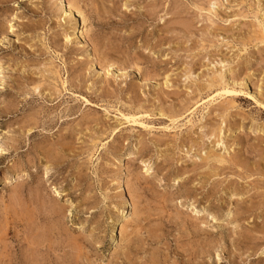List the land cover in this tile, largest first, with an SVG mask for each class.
I'll use <instances>...</instances> for the list:
<instances>
[{
    "label": "rangeland",
    "instance_id": "rangeland-1",
    "mask_svg": "<svg viewBox=\"0 0 264 264\" xmlns=\"http://www.w3.org/2000/svg\"><path fill=\"white\" fill-rule=\"evenodd\" d=\"M263 6L0 0V264H264Z\"/></svg>",
    "mask_w": 264,
    "mask_h": 264
},
{
    "label": "bare ground",
    "instance_id": "bare-ground-1",
    "mask_svg": "<svg viewBox=\"0 0 264 264\" xmlns=\"http://www.w3.org/2000/svg\"><path fill=\"white\" fill-rule=\"evenodd\" d=\"M224 1V0H223ZM256 1V0H255ZM256 5V4H255ZM176 7V6H175ZM174 7V8H175ZM264 7V6H263ZM178 9V8H177ZM176 9V10H177ZM174 10V9H173ZM203 10V9H202ZM228 12V11H227ZM209 13V12H208ZM103 14V13H102ZM249 14V13H248ZM175 15V14H174ZM262 15V14H261ZM212 22V21H211ZM211 24V23H210ZM213 24V23H212ZM264 27V25H261V27ZM10 27V26H9ZM262 33V32H261ZM246 36V35H245ZM72 38V37H71ZM234 38V37H233ZM239 38V37H238ZM251 38V37H250ZM264 38V37H263ZM229 39V38H228ZM252 39V38H251ZM250 40V39H249ZM69 41V40H68ZM244 41V40H243ZM260 41V40H259ZM229 42V41H228ZM248 43V42H247ZM230 45V44H229ZM115 47V46H114ZM67 48V47H66ZM203 50V49H202ZM239 50V49H238ZM237 51V50H236ZM238 52H240V51H238ZM243 52V51H242ZM236 55V54H235ZM194 56V55H193ZM243 56V55H242ZM219 60V59H218ZM224 61V60H223ZM102 65V64H101ZM218 68V67H217ZM189 69V68H188ZM194 69V68H193ZM235 69V68H234ZM42 70V69H41ZM53 70V69H52ZM211 70V69H210ZM222 70V69H221ZM225 70V69H224ZM230 70V69H229ZM232 73V72H231ZM235 73V72H234ZM185 74V73H184ZM188 74V73H187ZM211 74V73H210ZM248 74V73H247ZM222 75H224V74H222ZM221 75V76H222ZM246 75V74H245ZM228 76V75H227ZM231 76V75H230ZM218 78V77H217ZM188 79V78H187ZM197 79V78H196ZM202 79V78H201ZM208 79H210V78H208ZM215 79L216 78H214L213 80V82H215ZM164 80V79H163ZM189 80V79H188ZM216 80H218V79H216ZM247 80V79H246ZM2 81V80H1ZM220 81V80H219ZM218 81V82H219ZM224 81V80H223ZM235 81V80H234ZM3 82V81H2ZM163 82V81H162ZM168 82V81H167ZM202 82V81H201ZM210 82V81H209ZM212 81L209 83L210 84V87H213L214 85V83H213ZM217 81L215 82L216 84L218 83ZM171 83V82H170ZM208 83V82H207ZM206 82L204 83V84H207ZM222 82L220 81V83L218 84V89H216V91H215V93H214V95H212V96H210V97H208L209 98V100L206 102V103H208V102H210V101H214L216 98H220V97H222V96H231L233 93H234V91H237V90H234V89H232V88H230V87H228L227 85H228V83H226L227 85H224L225 83L223 82L222 84H221ZM41 84V83H40ZM233 84H235V83H232V85ZM188 85V84H187ZM201 85V84H200ZM213 85V86H212ZM231 85V84H230ZM232 85H231V87H232ZM258 85V84H257ZM204 87H205V85H204ZM208 87H209V85H208ZM192 88V87H191ZM258 88V87H257ZM194 89V88H193ZM36 92V91H35ZM193 92V91H192ZM238 92V91H237ZM241 92V91H240ZM258 93V92H257ZM256 93V94H257ZM235 94V93H234ZM193 95V94H192ZM247 95V94H246ZM254 95V94H253ZM191 96V95H190ZM198 98V97H197ZM188 101V100H187ZM193 101V100H192ZM263 101V100H262ZM188 102H191V101H188ZM119 103V102H118ZM205 103V104H206ZM187 105H188V103H187ZM186 105V106H187ZM182 106V105H181ZM222 106H224V105H222ZM222 106H221V108H222ZM264 106V105H263ZM213 107V106H212ZM211 107V108H212ZM232 107V106H231ZM216 108V107H215ZM220 108V109H221ZM225 109H226V107H225ZM169 110V109H168ZM176 110V109H175ZM186 110V109H185ZM227 110V109H226ZM230 110V109H229ZM222 111V110H221ZM223 111H224V109H223ZM146 112V111H145ZM161 112V111H160ZM226 112V111H225ZM149 113H151V112H149ZM162 113V112H161ZM173 113V112H172ZM208 113V112H207ZM157 114V113H156ZM216 114V113H215ZM158 115V114H157ZM164 115V114H163ZM221 115V114H220ZM122 116V115H121ZM123 116H126V115H123ZM130 119H129V121H132V122H137L136 120H137V118L135 117V115L134 114H132V115H127ZM168 116V115H167ZM215 116V115H214ZM222 116H223V113H222ZM227 115H225V117H226ZM208 117V116H207ZM127 118V117H126ZM168 118V117H167ZM202 118V117H201ZM206 118V117H205ZM233 118V117H232ZM245 118V117H244ZM128 119V118H127ZM170 119V118H169ZM217 119V118H216ZM235 119V118H234ZM209 121H210V119H209ZM204 122H205V120H204ZM213 122V121H212ZM139 124V123H138ZM264 124V123H263ZM204 125V124H203ZM241 125V124H240ZM205 127V126H204ZM207 127V126H206ZM215 129V128H214ZM213 129V134L215 135H213L212 137H213V139H215V142H217V143H219V140L221 139L220 138V133H221V127H218V128H216L215 130ZM222 130H223V128H222ZM212 131V130H211ZM224 131V130H223ZM202 133H204V132H202ZM198 134V133H197ZM211 134V133H210ZM196 135V134H195ZM204 135V134H203ZM254 135V134H253ZM233 136V135H232ZM192 137V136H191ZM157 138V137H156ZM160 138V137H159ZM205 138V137H204ZM163 139V138H162ZM161 139V140H162ZM187 139V138H186ZM211 139V138H210ZM246 139V138H245ZM261 139V138H260ZM178 140V139H177ZM154 142V141H153ZM192 142H195L194 140L192 141ZM211 142V141H210ZM209 142V143H210ZM94 143V142H93ZM96 143V142H95ZM213 143V142H212ZM220 143H222V141L220 142ZM247 143V142H246ZM171 144V143H170ZM216 144V143H215ZM189 145V144H188ZM194 145V144H193ZM96 146V145H95ZM168 147V146H167ZM187 147V146H186ZM222 147V146H221ZM228 147V146H227ZM95 148V147H94ZM93 148V149H94ZM166 148V147H165ZM188 148V147H187ZM217 149V148H216ZM167 150V149H166ZM208 150H210V149H208ZM243 150V149H242ZM251 151H252V149H250ZM245 152L246 151H244V155H245ZM189 153V152H188ZM233 153V152H232ZM254 153V152H253ZM185 155H186V153H185ZM197 155V154H196ZM93 156V155H92ZM223 155H217V154H214L211 150L210 151H208L206 154H205V156L201 159V160H203V161H205V162H207V161H209L210 162V160L212 161V159L214 160V161H217V162H221V163H224V162H226L225 161V159L222 157ZM230 156V155H229ZM261 156H262V154H261ZM196 157V156H195ZM230 158V157H229ZM234 158V157H233ZM198 159H200V158H198ZM232 160H235V159H232ZM199 161V160H198ZM224 161V162H223ZM230 161V160H229ZM236 161V160H235ZM262 161V160H261ZM202 162V161H201ZM241 162V161H240ZM243 162V161H242ZM208 163V162H207ZM254 163V162H253ZM252 163V164H253ZM257 163H259L258 161L256 162V164ZM205 164V163H204ZM203 164V165H204ZM236 164V163H235ZM247 164V163H246ZM213 165V164H212ZM211 165V166H212ZM195 166V165H194ZM210 166V165H209ZM257 166V165H256ZM255 166V167H256ZM263 166H264V164H263ZM218 167V166H217ZM217 167H215V168H217ZM223 167V166H222ZM234 167V166H233ZM260 167V166H259ZM214 168V167H213ZM219 168V167H218ZM227 168V167H226ZM236 168V167H235ZM245 168H246V166H245ZM237 169V168H236ZM251 169V168H250ZM193 170V169H192ZM195 170V169H194ZM203 170V169H202ZM201 170V171H202ZM209 170V169H208ZM211 170H213L212 168H210V171ZM240 170V169H239ZM252 170V169H251ZM250 170V171H251ZM200 171V170H199ZM262 171H263V169H262ZM196 171H194V173H195ZM211 172H213V171H211ZM215 172V171H214ZM227 172V171H226ZM229 172V171H228ZM260 172V171H259ZM225 173V172H224ZM216 174H218V173H216ZM215 174V175H216ZM199 175V174H198ZM200 175H203V174H200ZM212 175V173L210 174V175H208V176H211ZM251 175V174H250ZM188 176V175H187ZM237 176V175H236ZM205 177V176H204ZM230 177V176H229ZM195 178V177H194ZM209 178V177H208ZM208 178H206V179H208ZM250 178V177H249ZM187 179V178H186ZM205 179V180H206ZM218 179V178H217ZM202 180V179H201ZM210 180V179H209ZM255 180V179H254ZM236 182V181H235ZM244 182V181H243ZM211 183V182H210ZM224 183V182H223ZM258 183V182H257ZM260 183V182H259ZM238 184V183H237ZM202 185V184H201ZM215 185V184H214ZM233 185H234V183H233ZM207 186V185H206ZM211 186V185H210ZM245 186V185H244ZM214 187V186H213ZM200 188V187H199ZM221 188V187H220ZM240 188H241V186H240ZM258 188V187H257ZM215 189V188H214ZM259 189H261V187L259 188ZM217 190V189H216ZM248 190V189H247ZM263 192V191H262ZM212 194V193H211ZM250 196V195H249ZM257 199V198H256ZM255 199V200H256ZM255 200H254V203H255ZM253 202V201H252ZM24 203V202H23ZM25 205V204H24ZM52 205V204H51ZM29 206V205H28ZM144 209V208H143ZM137 211V210H136ZM153 211V210H152ZM244 211V210H243ZM242 211V212H243ZM255 211V210H254ZM250 212V211H249ZM141 213V212H140ZM147 213V212H146ZM248 213V212H247ZM246 213V214H247ZM256 213V212H255ZM178 214V213H177ZM245 214V213H244ZM148 215V214H147ZM240 215V214H239ZM56 218V217H55ZM137 219V218H136ZM136 219H135V222H136ZM264 222V221H263ZM181 223V222H180ZM184 223H185V220H184ZM142 224V223H141ZM158 225V224H157ZM188 225V224H187ZM61 226V225H60ZM263 226H264V224H263ZM62 227V226H61ZM51 228V227H50ZM143 228V227H142ZM43 229V228H42ZM157 229V228H156ZM198 229V228H197ZM257 229V228H256ZM147 230V229H146ZM49 231V230H48ZM142 231V230H141ZM194 231H195V229H194ZM251 231H252V229H251ZM254 231V230H253ZM154 232V231H153ZM36 233V232H35ZM55 233V232H54ZM192 233V232H191ZM197 233V232H196ZM37 234V233H36ZM121 234V233H120ZM160 234V233H159ZM124 235V234H123ZM150 235V234H149ZM157 235V234H156ZM155 235V236H156ZM193 235V234H192ZM195 235V234H194ZM31 237V236H30ZM46 238V237H45ZM70 238V237H69ZM74 238V237H73ZM48 239V238H47ZM123 239V238H122ZM129 239H130V237H129ZM252 239V238H251ZM73 240V239H72ZM136 240V239H135ZM139 240V239H138ZM254 240V239H253ZM252 240V241H253ZM69 241V240H68ZM141 241V240H140ZM251 241V242H252ZM73 242V241H72ZM74 242H76L75 240H74ZM34 243V242H33ZM49 243V242H48ZM125 243V242H124ZM75 244V243H74ZM126 244V243H125ZM128 244V243H127ZM133 244V243H132ZM137 244V243H136ZM212 244V243H211ZM77 245V244H76ZM80 245H81V243H80ZM207 245V244H206ZM36 246V245H35ZM203 246V245H202ZM34 247V246H33ZM188 248V247H187ZM186 248V249H187ZM206 248V247H205ZM47 249V248H46ZM72 249V248H71ZM73 249H74V247H73ZM139 249V248H138ZM257 249V248H256ZM32 250V249H31ZM75 250V249H74ZM78 250V249H77ZM80 250V249H79ZM209 250V249H208ZM76 251V250H75ZM141 251V250H140ZM79 252V251H78ZM126 252V251H125ZM156 252V251H155ZM183 252V251H182ZM188 252V251H187ZM129 253V252H128ZM82 254V253H81ZM184 254V253H183ZM124 255V254H123ZM151 255V254H150ZM153 255V254H152ZM158 255V254H157ZM202 255V254H201ZM32 256V255H31ZM33 256H35V255H33ZM128 256V255H127ZM27 257V256H26ZM117 257V256H116ZM146 257V256H145ZM157 257V256H156ZM140 258V257H139ZM143 258V257H142ZM159 258V257H158ZM124 259V258H123ZM127 259V258H126ZM146 259V258H145ZM196 259V258H195ZM76 260V259H75ZM155 259L153 258V261H154ZM150 261H152V260H150ZM165 261V260H164ZM27 262V261H26ZM37 262V261H36ZM79 262V261H78ZM135 262H137V261H135ZM170 262V261H169ZM197 262V261H196ZM84 263V262H83ZM141 263H142V261H141ZM153 263V262H152ZM156 263V262H155ZM133 264H134V262H133Z\"/></svg>",
    "mask_w": 264,
    "mask_h": 264
}]
</instances>
